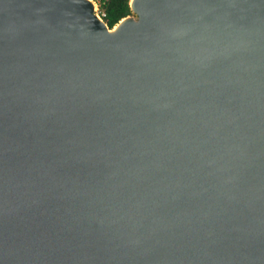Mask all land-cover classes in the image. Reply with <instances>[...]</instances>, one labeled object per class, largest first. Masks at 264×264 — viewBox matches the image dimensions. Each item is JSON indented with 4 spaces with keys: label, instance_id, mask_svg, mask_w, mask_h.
<instances>
[{
    "label": "water",
    "instance_id": "95a60500",
    "mask_svg": "<svg viewBox=\"0 0 264 264\" xmlns=\"http://www.w3.org/2000/svg\"><path fill=\"white\" fill-rule=\"evenodd\" d=\"M129 2L0 0V264H264V0Z\"/></svg>",
    "mask_w": 264,
    "mask_h": 264
},
{
    "label": "trees",
    "instance_id": "16d2710c",
    "mask_svg": "<svg viewBox=\"0 0 264 264\" xmlns=\"http://www.w3.org/2000/svg\"><path fill=\"white\" fill-rule=\"evenodd\" d=\"M98 10V15L108 28H111L119 19L131 15L128 0H92ZM131 3V0L130 2ZM102 14V16H100Z\"/></svg>",
    "mask_w": 264,
    "mask_h": 264
},
{
    "label": "bare ground",
    "instance_id": "6f19581e",
    "mask_svg": "<svg viewBox=\"0 0 264 264\" xmlns=\"http://www.w3.org/2000/svg\"><path fill=\"white\" fill-rule=\"evenodd\" d=\"M133 0H131L132 2ZM85 3H87V5L89 6V13L91 14V16L94 18V20L96 21V23L100 26H102V22L100 21V19L98 18V16L96 14H94L92 11L94 9V5L92 3L91 0H84ZM129 18L128 17H123L121 18L109 31H115L123 26H127L129 24Z\"/></svg>",
    "mask_w": 264,
    "mask_h": 264
},
{
    "label": "rangeland",
    "instance_id": "374dc122",
    "mask_svg": "<svg viewBox=\"0 0 264 264\" xmlns=\"http://www.w3.org/2000/svg\"><path fill=\"white\" fill-rule=\"evenodd\" d=\"M91 1H92V0H91ZM92 3H93V5H94L93 13L97 15V6H96V4H95L93 1H92ZM132 18H136V15L134 14V15L132 16Z\"/></svg>",
    "mask_w": 264,
    "mask_h": 264
},
{
    "label": "built area",
    "instance_id": "2783aa9c",
    "mask_svg": "<svg viewBox=\"0 0 264 264\" xmlns=\"http://www.w3.org/2000/svg\"><path fill=\"white\" fill-rule=\"evenodd\" d=\"M97 15H98V10H97ZM99 16V15H98ZM100 16H102V14H100Z\"/></svg>",
    "mask_w": 264,
    "mask_h": 264
}]
</instances>
